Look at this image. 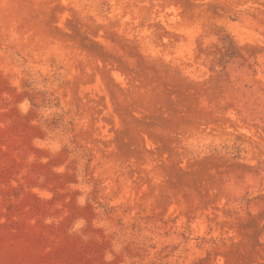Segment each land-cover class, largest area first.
Listing matches in <instances>:
<instances>
[{
    "label": "rangeland",
    "instance_id": "rangeland-1",
    "mask_svg": "<svg viewBox=\"0 0 264 264\" xmlns=\"http://www.w3.org/2000/svg\"><path fill=\"white\" fill-rule=\"evenodd\" d=\"M40 90L57 107L32 109ZM263 246L264 0H0V264H264Z\"/></svg>",
    "mask_w": 264,
    "mask_h": 264
},
{
    "label": "trees",
    "instance_id": "trees-1",
    "mask_svg": "<svg viewBox=\"0 0 264 264\" xmlns=\"http://www.w3.org/2000/svg\"><path fill=\"white\" fill-rule=\"evenodd\" d=\"M27 88H29L30 86L27 84L26 85ZM39 95H40V105L36 106L33 104H30L32 109H34L36 111V109H50L52 110L53 107H57V102L56 99L53 97V94L49 91H39ZM25 98H27V95L25 96ZM39 117H41V119L43 118L42 114L39 113ZM52 124V126H51ZM69 123H64V121L62 120V114H54L53 115V119H52V123H50L51 126V130L52 131H59L60 134L65 135L66 139H67V144L66 143H62V148L66 151H69L70 154L73 155L74 158V163L77 165L76 169L77 172L79 174L82 175V177H85L86 175L84 167H85V163L88 161V157L87 155L84 154L83 150L81 149L80 146L75 145L70 138L71 137L69 135L68 132V126ZM49 129V131H50ZM217 146H214V144H208L206 145L207 149H212L211 152H215V154H221L223 152H221V148L220 150L218 148H214ZM223 150L225 153L229 154V155H233V157H240L239 153L243 151V146L242 144H235L234 142L228 146H222ZM230 151V152H228ZM236 153V154H234ZM264 247V246H263Z\"/></svg>",
    "mask_w": 264,
    "mask_h": 264
}]
</instances>
